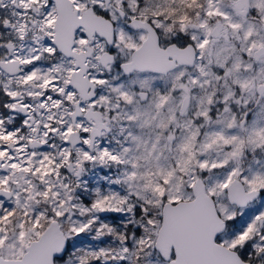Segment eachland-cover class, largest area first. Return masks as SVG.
I'll use <instances>...</instances> for the list:
<instances>
[{
    "label": "snow or ice",
    "instance_id": "obj_1",
    "mask_svg": "<svg viewBox=\"0 0 264 264\" xmlns=\"http://www.w3.org/2000/svg\"><path fill=\"white\" fill-rule=\"evenodd\" d=\"M0 264H264V0H0Z\"/></svg>",
    "mask_w": 264,
    "mask_h": 264
}]
</instances>
